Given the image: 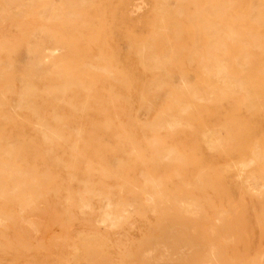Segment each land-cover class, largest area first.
<instances>
[{
  "label": "rangeland",
  "instance_id": "rangeland-1",
  "mask_svg": "<svg viewBox=\"0 0 264 264\" xmlns=\"http://www.w3.org/2000/svg\"><path fill=\"white\" fill-rule=\"evenodd\" d=\"M51 1L50 9L60 6L59 0ZM123 1L93 0L90 7L69 9L71 16L89 20L90 28L51 23V33L69 57H59L56 71L83 74L82 87L71 85L54 104L45 95L46 82L31 80L39 116L54 136L45 140L36 119L11 99L0 125L24 174V193L35 204L19 206L0 198V264H264V197L257 185L243 182L249 176L244 165L264 152V116L228 117L215 104L202 102L187 104L191 118H182L178 127L160 119L162 112L178 117L177 77L192 85L204 74L189 62L176 71L171 67V77L145 68L118 33L123 27L142 28L150 42L154 4L129 0L125 6ZM109 4L118 8L108 42L116 57L108 54L105 62H95L100 45L95 37L107 24ZM79 38L91 51L77 45ZM30 42L29 37L17 49L19 65ZM187 44L202 51L198 41ZM156 47L162 49L160 43ZM108 66L117 69L111 77ZM229 105L224 104L225 111ZM250 128L258 129L255 138L238 148L240 131ZM211 132L222 137L220 147L209 146L205 136ZM168 151L186 160L170 162ZM13 192L9 183L5 198ZM153 197L158 213L147 203ZM185 204L194 207L184 213ZM106 210L119 215L115 224L104 222Z\"/></svg>",
  "mask_w": 264,
  "mask_h": 264
},
{
  "label": "bare ground",
  "instance_id": "bare-ground-1",
  "mask_svg": "<svg viewBox=\"0 0 264 264\" xmlns=\"http://www.w3.org/2000/svg\"><path fill=\"white\" fill-rule=\"evenodd\" d=\"M152 1L154 8L148 19L150 42L147 41L146 32L142 28L130 30L123 27L120 28V34L117 32L118 35L141 56L145 68L157 71L158 77H171V67L176 71L188 62L204 74L202 78L196 77L192 85H188L183 77H177L181 86L178 91L180 97L173 100L178 107V117L171 118L162 112L160 119L168 120L169 125L178 127L182 123V118H191L189 105L202 102L215 104L217 111L228 117H232L235 113H246L250 119L259 115L264 116V0ZM2 2L5 7L0 11V31H3L0 37V124L11 108V99L15 97L17 108L26 109L36 119L39 131L44 139L48 140L55 135V132H51L39 116L37 95L31 80L39 79L46 82L44 92L50 104L59 102L71 85L82 87V72L68 74L64 69L60 73L56 71L62 63L59 57H63L65 61H68L69 57L63 47L56 42L50 27L51 23L59 22L62 26L90 28L89 20L81 15L71 16L69 9L76 6L90 7L93 0H59L60 6L56 9H50L54 3L51 0H3ZM128 4L129 0L121 3L125 6ZM109 5L104 15L107 24L101 29L100 36L95 37V41L100 43L93 57L95 62H105L108 54L112 59L116 57L108 42L111 41L113 28L111 23L116 18L118 8ZM29 37L31 46L24 48L26 60L19 65L15 58L17 49L20 45H24ZM82 39H77V45L81 46ZM194 40L202 45L200 53H197L195 47L187 44ZM157 43L162 45V49L156 47ZM85 44L81 47L85 48L86 52L91 51L87 47V42ZM116 70L108 66L107 76L111 77L117 72ZM53 81H58L59 84L54 86ZM225 103L230 104L226 111ZM257 132L258 129L254 128L240 131L237 147H248ZM217 133L211 132L205 136L213 149L221 145L222 137ZM167 155L169 161L173 163H182L186 160L185 155H178L172 151H168ZM15 156V150L0 125V198L15 202L19 206H30L35 204V201L24 193L22 186L25 178L16 168ZM249 162L250 165H244L249 176L243 178V182L246 184L251 182L254 188L257 185L259 197H264V152L252 155ZM235 165L233 163V167ZM252 172L256 174L253 175ZM256 176L259 178L257 179ZM9 183L12 184L14 192L6 199L4 192ZM155 199L153 197L147 203L151 204L153 213H158L160 204L158 205L159 201ZM192 204L194 205V202ZM192 204L187 206L185 204L183 212L187 213L188 208L194 207ZM198 213L196 215L199 218L200 212ZM118 216L117 213L106 210L103 220L115 224L119 219ZM241 220L242 218L238 221L240 227L244 229L247 224ZM238 221H234L233 225L235 226Z\"/></svg>",
  "mask_w": 264,
  "mask_h": 264
}]
</instances>
